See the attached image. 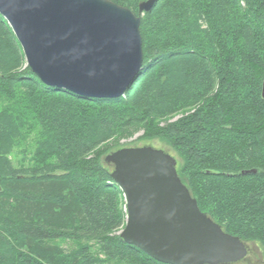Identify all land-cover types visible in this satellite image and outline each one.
<instances>
[{"label":"trees","instance_id":"obj_1","mask_svg":"<svg viewBox=\"0 0 264 264\" xmlns=\"http://www.w3.org/2000/svg\"><path fill=\"white\" fill-rule=\"evenodd\" d=\"M108 1L137 17L147 0ZM139 21L142 69L123 97L88 99L35 77L0 16V264H159L120 239L105 163L139 133L264 261V0H155Z\"/></svg>","mask_w":264,"mask_h":264},{"label":"water","instance_id":"obj_2","mask_svg":"<svg viewBox=\"0 0 264 264\" xmlns=\"http://www.w3.org/2000/svg\"><path fill=\"white\" fill-rule=\"evenodd\" d=\"M136 17L108 0H0V16L22 47L26 65L44 85L89 98L124 96L143 65ZM264 96V83L262 88ZM124 196L120 239L159 264H235L248 248L199 211L176 174L177 161L152 147L106 156Z\"/></svg>","mask_w":264,"mask_h":264},{"label":"rangeland","instance_id":"obj_3","mask_svg":"<svg viewBox=\"0 0 264 264\" xmlns=\"http://www.w3.org/2000/svg\"><path fill=\"white\" fill-rule=\"evenodd\" d=\"M139 136L140 133L133 136V138L120 141V144H122V146H125V148H139V147L142 148L149 146L152 147L153 149H159V150L161 149L163 151L166 150L175 159V161H177V163L181 162L179 161L180 160L179 157L171 149L167 148V146L163 142L158 140H150V141L137 140ZM246 248H248L246 260L244 259L246 262H238L235 264H264L263 259L261 260L260 257L261 252L259 251L258 248L254 247L252 243L247 244Z\"/></svg>","mask_w":264,"mask_h":264}]
</instances>
